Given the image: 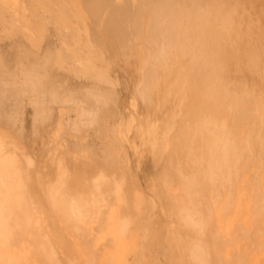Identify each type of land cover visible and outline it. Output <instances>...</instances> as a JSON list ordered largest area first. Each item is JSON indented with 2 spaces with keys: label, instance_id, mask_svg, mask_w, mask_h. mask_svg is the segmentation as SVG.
Masks as SVG:
<instances>
[{
  "label": "rangeland",
  "instance_id": "374dc122",
  "mask_svg": "<svg viewBox=\"0 0 264 264\" xmlns=\"http://www.w3.org/2000/svg\"><path fill=\"white\" fill-rule=\"evenodd\" d=\"M181 1L38 0L43 18L28 20L37 28L46 29L44 36L34 33L37 46L20 34L11 38L0 31V47L4 48L0 58V133L19 147V155L30 159V165L23 166L24 184L29 212L35 218L33 229L21 230L10 224L4 244L0 245V253L11 257L10 264H50L44 258L42 244L50 246L46 252H52L54 264H108L106 258L112 247L96 224L91 235L80 237L54 211H49L44 189L55 181V157L66 160L73 175L82 164L92 176L99 170L107 177L114 173L124 175L127 186L142 198L139 215L135 217L130 210L126 213L137 222L129 229L126 256L119 264H195L189 254L191 243L201 247L205 264H264V196L257 203L262 213L254 223L256 235L247 238L244 223L250 210L249 191L243 181L249 178L254 185L260 183L264 188V148L259 155L255 153V158H260L258 163L253 164L250 158L245 161V157L236 163L240 171L237 180L231 187L217 186L221 196L216 200L210 198L216 190L199 172L196 187L181 184L169 168L171 149L162 153V159L159 153L152 155L145 143L149 124L163 128L172 113L177 112L178 102H162L155 95L150 100L142 99L138 87L142 89L146 84L142 71L148 69L145 63L154 50L151 48L165 53L155 42L181 39L171 45L176 54H181L182 47L188 46L187 39L193 37L187 26L192 10L185 9ZM24 3L30 5L32 1ZM229 5L238 8L241 17L236 16L235 22L241 20L240 29L244 32L243 63L236 76L251 88L253 85L252 90H262L264 81L259 83L245 64L249 56L264 59V0H230ZM57 12L58 17L54 16ZM39 47L51 49L45 56L49 75L40 90L47 97L34 100L31 95L38 93V89L28 79L37 80V75L22 74V67L13 62L23 57L31 63L43 61ZM11 69L16 71V83ZM92 69L99 74H85ZM241 79L231 78L229 83L243 84ZM67 93L68 97L62 98ZM50 94L59 98H48ZM184 104L182 111L172 118L174 126L167 135L172 142L177 141L175 136L181 135L186 124L196 119L195 102ZM130 118L133 127L123 138L117 127ZM240 121H235L236 126L230 122L237 139L244 134L246 125ZM59 126L63 136L60 141L66 138L68 148L52 145L60 137H51ZM73 157L77 158L76 164ZM163 178L169 183L171 197L161 187ZM178 200H191L201 212L202 237L180 224L172 210L178 207ZM214 203L213 209L218 213L210 218L208 210ZM259 239L263 240L261 244ZM0 264L5 263L0 259Z\"/></svg>",
  "mask_w": 264,
  "mask_h": 264
},
{
  "label": "bare ground",
  "instance_id": "6f19581e",
  "mask_svg": "<svg viewBox=\"0 0 264 264\" xmlns=\"http://www.w3.org/2000/svg\"><path fill=\"white\" fill-rule=\"evenodd\" d=\"M26 1L28 0H0V31H5L4 34L11 38L20 34L31 45L37 46L34 33L36 32L39 37L44 36L46 29L45 27L37 28V24H30L28 20L43 18V14H39L43 7L37 5L38 0H31L30 5H25ZM181 2L185 9L192 10L187 26L193 37L187 39L188 46L182 47L181 54H176L175 47L171 46L176 45L181 39L155 42L162 47L160 50H164L165 53L156 52L157 48H151L154 50L148 62L145 63L148 69L145 71L143 68L142 71L146 84L142 89L138 87L142 99L150 100V97L155 95L158 100L163 99L162 102H178L177 112L172 113L171 118L168 119L170 122L162 126L163 128L158 124H149L145 131V143L149 145L151 154L159 153L160 158L163 157L162 153L165 150L171 149L168 158L169 168L174 170L175 177L181 180V184L185 187H196L199 183L197 181L199 172L204 180L216 190L210 198L217 200L221 196L217 186L231 187L237 180L240 172L236 164L238 161L245 157V161L248 158L252 159L253 164L259 162L260 158H255V153L259 155L260 150L264 148L262 137L264 136L262 133L264 130V88L261 90L257 87V91L252 90L253 85L251 88V85H246L240 77L236 76L244 57L241 54L244 39V32L242 33L243 30L240 29L241 20L235 22L236 16L241 17L238 16V8L231 7L230 0H182ZM54 16L58 17L60 14L57 12ZM258 42L256 40L255 44L257 45ZM3 49L0 47V58L3 55ZM37 51L43 53V61L31 63L23 57L13 62L15 66L22 67V74L37 75V80L28 79L31 85L38 89V93L31 95L34 100L47 97L46 93L40 90L49 75L45 70L48 65L45 56L51 49L39 47ZM245 65L246 70L251 72L258 82L259 80L264 81V59L249 56ZM9 71H12V80L16 83L18 79L15 69ZM86 73L99 74L94 69L90 72L85 71ZM231 78H239L243 84L229 83L232 82ZM249 86L251 89L248 88ZM262 86L264 87L263 84ZM49 97L56 99L57 96L50 94ZM66 97L68 93L62 98ZM189 101L195 102L196 119L183 127L181 139L180 136H175L177 141L172 142L167 136L174 126L171 123L172 118L182 111L184 102ZM234 118L246 124L244 134H240L242 136L239 139L232 134L230 122L232 121L233 126L237 123L236 120L233 121ZM132 120L133 118H130L126 123L117 127L119 136L127 137L133 127ZM60 129L59 126L58 132L51 136L54 140L60 136L52 145L67 147L69 141L67 142L66 138L60 141L63 138L59 133ZM157 133L160 134L158 137ZM174 143L180 145L177 147ZM18 149L15 143L8 141L7 137L0 133V245L4 244L8 228L14 225L21 230L25 227L30 229L35 227L34 214L29 212L31 206L24 184L23 166L28 167L30 159L19 155ZM262 156L264 158V155ZM64 161L66 160L62 157L54 158L55 181L44 189L49 211H54L60 221L80 237L91 235L93 226L96 224L102 236L109 238L112 247L106 262L108 264L121 263L126 256L129 229L137 222L136 218L127 217L126 213L130 210L135 217L139 215L142 210V198L127 186L124 175L114 173L107 177L99 170L92 176L84 164L78 167L77 173L73 175L69 173L70 167ZM73 161L76 164L77 158L73 157ZM245 165L246 162H244V168ZM243 181L249 191L247 202L250 210L244 226L247 238H250L256 235L254 223L262 213L257 203L264 196V188L260 183L254 185L249 178H244ZM160 184L164 192L171 197L172 193L169 192L167 179L163 178ZM178 203V207L172 210L180 224L202 237L204 219L201 212L191 200L186 203L178 200ZM246 204H244V209H247ZM213 206L215 207V203L211 206L212 209L208 210L210 218L214 213H218V210L215 212ZM226 206L224 209H227ZM242 218L244 220L245 216ZM262 241L259 239V244ZM47 246H49V241H47ZM41 247L45 251L46 261L54 264L52 252H46L51 249L50 246L47 248L42 244ZM189 254L195 264H205L201 247H198L197 243L190 244ZM0 259L5 264L11 263V257L2 252Z\"/></svg>",
  "mask_w": 264,
  "mask_h": 264
}]
</instances>
